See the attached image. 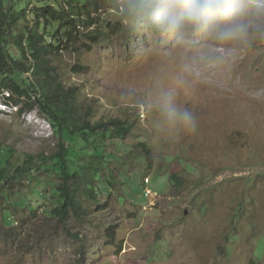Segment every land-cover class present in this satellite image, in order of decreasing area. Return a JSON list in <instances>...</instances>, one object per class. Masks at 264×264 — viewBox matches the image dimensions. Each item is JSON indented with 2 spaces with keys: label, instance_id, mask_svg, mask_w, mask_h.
<instances>
[{
  "label": "rangeland",
  "instance_id": "374dc122",
  "mask_svg": "<svg viewBox=\"0 0 264 264\" xmlns=\"http://www.w3.org/2000/svg\"><path fill=\"white\" fill-rule=\"evenodd\" d=\"M37 1L24 0L18 12ZM107 19L124 22L117 35L92 44L82 31L74 50L52 62L93 123L119 119L133 132L102 145L113 158L96 198L80 193L83 216L72 214L66 225L50 219L52 205L38 195L54 194L39 186L30 199L36 217L19 211L3 227L0 219V264H264V28L250 29L247 43L211 34L181 43L156 18L158 30L148 17L123 21L113 11ZM18 21L17 33L26 27ZM4 96L0 148L14 149L12 161L57 152L54 129L38 110L21 115ZM169 103L191 115L194 130L169 119ZM140 143L152 151V172L136 151ZM175 173L187 190H173ZM112 228L115 240L107 236Z\"/></svg>",
  "mask_w": 264,
  "mask_h": 264
},
{
  "label": "trees",
  "instance_id": "16d2710c",
  "mask_svg": "<svg viewBox=\"0 0 264 264\" xmlns=\"http://www.w3.org/2000/svg\"><path fill=\"white\" fill-rule=\"evenodd\" d=\"M5 1L0 0V94L8 92L5 99L14 102L16 108L21 106L18 108L21 115L38 110L54 129L59 143L57 152L24 153L17 163L12 161L15 154L12 147L0 148L1 227L11 226L10 220L19 211L32 217L38 215L30 199L39 186H50L54 194L52 197L43 191L38 195L52 205L47 216L66 225L72 214L83 216L86 212L79 201L83 190L88 197L96 198V183L109 164L107 159L113 158L101 151L105 140H126L133 132V125L119 119L107 124L93 123L90 110L78 98L79 91L63 83L52 58L72 52L74 41L82 31L91 32L92 44H97L101 36L117 35V26L124 22L108 21L113 11L123 21L145 16L132 10L139 0H38L31 11L27 7L21 12L17 6L24 0H9L7 9ZM20 18L26 27L17 33ZM148 19L158 30L152 18ZM11 47L19 52L16 58L10 52ZM136 151L146 162L147 171H154L155 160L148 146L140 143ZM52 173L59 181L51 182ZM111 178L116 181L115 177ZM114 183L108 182L111 187ZM170 183L175 192L189 187L180 173L171 174ZM13 230L7 231V236L15 233ZM115 231L110 229L108 238L115 240Z\"/></svg>",
  "mask_w": 264,
  "mask_h": 264
},
{
  "label": "clouds",
  "instance_id": "9594fccd",
  "mask_svg": "<svg viewBox=\"0 0 264 264\" xmlns=\"http://www.w3.org/2000/svg\"><path fill=\"white\" fill-rule=\"evenodd\" d=\"M132 10L158 19L160 26L181 43L186 42V37L201 34L214 35L221 41L247 43L250 29L264 28V0H139ZM166 112L170 120L194 130L188 112H178L171 103Z\"/></svg>",
  "mask_w": 264,
  "mask_h": 264
},
{
  "label": "built area",
  "instance_id": "2783aa9c",
  "mask_svg": "<svg viewBox=\"0 0 264 264\" xmlns=\"http://www.w3.org/2000/svg\"><path fill=\"white\" fill-rule=\"evenodd\" d=\"M146 196H147V197H150V196H151V194H150V193H147V194H146Z\"/></svg>",
  "mask_w": 264,
  "mask_h": 264
}]
</instances>
